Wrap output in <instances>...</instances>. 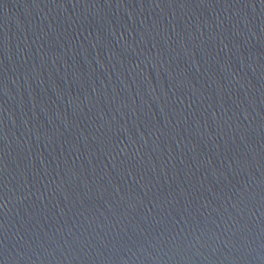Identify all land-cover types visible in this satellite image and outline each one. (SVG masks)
<instances>
[{"label": "water", "instance_id": "obj_1", "mask_svg": "<svg viewBox=\"0 0 264 264\" xmlns=\"http://www.w3.org/2000/svg\"><path fill=\"white\" fill-rule=\"evenodd\" d=\"M0 264H264V0H0Z\"/></svg>", "mask_w": 264, "mask_h": 264}]
</instances>
